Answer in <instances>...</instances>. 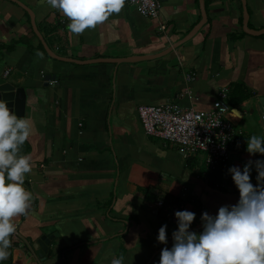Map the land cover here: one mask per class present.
Listing matches in <instances>:
<instances>
[{
    "label": "crops",
    "instance_id": "obj_1",
    "mask_svg": "<svg viewBox=\"0 0 264 264\" xmlns=\"http://www.w3.org/2000/svg\"><path fill=\"white\" fill-rule=\"evenodd\" d=\"M14 1L0 0V78L7 72L6 82L26 93L23 117L33 134L20 154L32 157L24 186L33 199L16 221L3 264H111L114 257L123 264H159L161 250L173 244L176 211L194 212L191 231L199 234L202 213L215 216L238 202L231 166L251 160L257 184L255 161L264 156L248 154L246 141L264 137V34L243 31L240 0H204L206 21L189 42L161 58L119 65L54 59L34 28L62 59L155 57L201 22L199 0H160L158 20L125 3L79 35L46 0ZM245 7L248 29L264 31V0H245ZM53 79L56 86L49 85ZM222 89L236 136L224 180L211 187L204 155L185 158L178 147L145 135L137 109L174 103L210 111ZM232 109L240 118L231 117ZM165 224L167 245L157 241ZM42 237H52L44 262L31 249Z\"/></svg>",
    "mask_w": 264,
    "mask_h": 264
},
{
    "label": "clouds",
    "instance_id": "obj_2",
    "mask_svg": "<svg viewBox=\"0 0 264 264\" xmlns=\"http://www.w3.org/2000/svg\"><path fill=\"white\" fill-rule=\"evenodd\" d=\"M47 4L69 19V31L79 35L102 25L121 12L126 0H46ZM0 95V264L10 256L11 237L17 219L31 209L33 194L25 185L33 170L32 157L21 155L22 146L33 134L32 122L18 117L14 100ZM9 105H12L10 107ZM231 117L240 118L232 109ZM250 155L264 156V137L253 135L246 141ZM253 162L231 166L228 174L238 190L235 205H225L215 216L202 213V232L191 231L196 215L176 211L177 230L173 244L161 250L159 264H264V161H255L257 184L251 182ZM157 241L167 245V225L158 230ZM111 264H123L114 257Z\"/></svg>",
    "mask_w": 264,
    "mask_h": 264
},
{
    "label": "built area",
    "instance_id": "obj_3",
    "mask_svg": "<svg viewBox=\"0 0 264 264\" xmlns=\"http://www.w3.org/2000/svg\"><path fill=\"white\" fill-rule=\"evenodd\" d=\"M126 4L142 17L151 20H158L162 9L160 0H126ZM165 29V25L160 26L161 31ZM194 78L193 75L187 76L190 82ZM49 85L56 86L57 81L53 79ZM227 98V89H222L210 111L185 109L168 103L162 106H140L137 113L145 135L178 147L185 158L204 155L206 174L209 175L228 162L235 143L236 131L228 120L230 109ZM260 117L264 127V106ZM158 206L161 207L162 203Z\"/></svg>",
    "mask_w": 264,
    "mask_h": 264
},
{
    "label": "water",
    "instance_id": "obj_4",
    "mask_svg": "<svg viewBox=\"0 0 264 264\" xmlns=\"http://www.w3.org/2000/svg\"><path fill=\"white\" fill-rule=\"evenodd\" d=\"M14 1V0H12ZM243 6V31L249 35H261L264 34V31L256 33L252 32L248 29L247 27V22H248V13L246 11L245 7V0H240ZM16 2V1H14ZM17 3V2H16ZM200 3V11L202 14V20L201 22L179 43L175 44L170 50H168L166 53H163L161 55L155 56V57H138V58H128V59H100V60H92V61H86V62H76L70 59H62L59 58L51 53V51L46 47L45 43L42 41L39 33L37 30L34 28V31L37 35V37L40 39L42 42L46 52L49 54V56L53 57L54 59L60 60V61H66L70 63H77V64H98V63H107V64H122V63H134L137 61L141 60H149V59H157L161 58L167 54H169L172 50L177 49L178 47L186 44L189 42L201 29V27L204 25L206 21V14H205V5H204V0H199ZM19 4V3H18ZM26 11H28L25 7H23ZM53 78V77H49ZM0 95L5 96L4 98L6 100H14V110L16 111L18 117H23L24 112H25V104H26V93L22 89H15L11 84L7 83L5 79L0 78ZM12 107V105H9ZM52 240V237H42L40 240H38L35 244L32 245L31 249L35 253V256L38 260L40 261H45L46 254L48 252L50 242Z\"/></svg>",
    "mask_w": 264,
    "mask_h": 264
},
{
    "label": "trees",
    "instance_id": "obj_5",
    "mask_svg": "<svg viewBox=\"0 0 264 264\" xmlns=\"http://www.w3.org/2000/svg\"><path fill=\"white\" fill-rule=\"evenodd\" d=\"M25 145V144H24ZM25 151V150H24ZM225 165L220 166L214 173L206 174L208 177L209 185L211 187L219 186L223 182L224 178L221 176L222 169Z\"/></svg>",
    "mask_w": 264,
    "mask_h": 264
},
{
    "label": "rangeland",
    "instance_id": "obj_6",
    "mask_svg": "<svg viewBox=\"0 0 264 264\" xmlns=\"http://www.w3.org/2000/svg\"><path fill=\"white\" fill-rule=\"evenodd\" d=\"M231 155V154H230ZM206 169V168H205Z\"/></svg>",
    "mask_w": 264,
    "mask_h": 264
}]
</instances>
